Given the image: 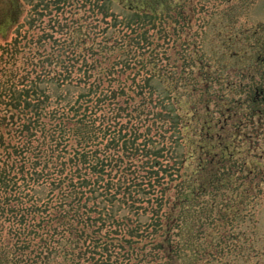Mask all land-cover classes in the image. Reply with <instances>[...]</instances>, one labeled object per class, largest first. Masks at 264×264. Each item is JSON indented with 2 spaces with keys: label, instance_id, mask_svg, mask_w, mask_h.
<instances>
[{
  "label": "trees",
  "instance_id": "16d2710c",
  "mask_svg": "<svg viewBox=\"0 0 264 264\" xmlns=\"http://www.w3.org/2000/svg\"><path fill=\"white\" fill-rule=\"evenodd\" d=\"M15 1L0 45V264H183L177 208L229 192L245 167L249 190L264 177L239 161L234 108L216 121L202 95L182 115L184 84L210 91L167 56L170 10L185 21L184 2L38 0L26 12Z\"/></svg>",
  "mask_w": 264,
  "mask_h": 264
},
{
  "label": "rangeland",
  "instance_id": "374dc122",
  "mask_svg": "<svg viewBox=\"0 0 264 264\" xmlns=\"http://www.w3.org/2000/svg\"><path fill=\"white\" fill-rule=\"evenodd\" d=\"M18 1L28 12L38 0H17L14 3ZM177 1L184 2L187 13L184 21L179 14L176 15V5L170 10L174 22L167 28L170 38L169 62L178 71L181 68L183 74H188L186 84L199 86L206 78L210 85L207 97L200 91L192 95L188 89L190 87L176 76V84L185 86L180 88L182 115L191 121L192 100L195 99L200 105L202 95L210 99L207 102L209 109L205 110L216 121L225 106H231L236 113V143L241 150L239 161L243 160L250 168L258 162L264 165V0L169 2L176 4ZM8 4L9 0H0V37L9 34L7 40L0 38V45L13 37L8 25L9 16L6 15L10 8ZM112 10L123 18L129 17L119 4L113 5ZM157 11L162 12L161 7H157ZM26 12L23 14L24 20L29 18ZM42 18L44 30L47 17L44 15ZM198 58L204 66L201 71L197 65ZM172 69L171 72L174 71ZM161 111V107L154 106L155 114ZM250 116L254 122L252 124L247 122ZM186 133L188 137L191 136L188 130ZM185 149L190 151L187 147ZM191 160L188 158L183 168L186 172L183 173L187 174L186 183L190 181L188 170L194 166ZM247 172L246 167L244 171L236 172V182L233 180L229 192L221 188L218 189L220 195L217 190L212 194H201L199 196L202 197L192 204L177 208L178 211H185L181 232L178 230L175 237L183 246L180 249L183 264H264V177L260 183L261 191L257 193L248 189L257 182L255 176L251 177L252 182H248ZM244 178H247L248 186ZM179 191H171L170 194L176 197ZM187 198L191 199L190 196ZM234 201L235 212L225 211V206H230ZM196 202L201 204L196 206ZM185 233L190 235L185 237ZM156 263L161 264L162 261L158 258Z\"/></svg>",
  "mask_w": 264,
  "mask_h": 264
}]
</instances>
